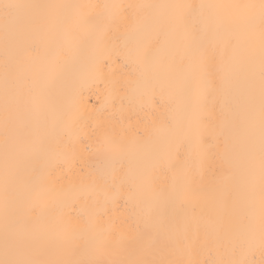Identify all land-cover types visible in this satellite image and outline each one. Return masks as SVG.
Here are the masks:
<instances>
[{
	"label": "bare ground",
	"instance_id": "bare-ground-1",
	"mask_svg": "<svg viewBox=\"0 0 264 264\" xmlns=\"http://www.w3.org/2000/svg\"><path fill=\"white\" fill-rule=\"evenodd\" d=\"M2 2L25 7L0 9V259L264 264L261 16L211 7L260 0ZM101 14L103 40L75 24Z\"/></svg>",
	"mask_w": 264,
	"mask_h": 264
},
{
	"label": "snow or ice",
	"instance_id": "snow-or-ice-1",
	"mask_svg": "<svg viewBox=\"0 0 264 264\" xmlns=\"http://www.w3.org/2000/svg\"><path fill=\"white\" fill-rule=\"evenodd\" d=\"M25 7V5L18 4V3H10V2H2L0 0V9L3 10L4 12V20L5 24L7 25L9 18L11 17L12 13L15 10H19L21 8ZM79 7V6H78ZM92 7V6H88ZM104 7H108L105 5ZM115 7H122V6H115ZM173 8L177 10V13L174 18V24L177 28H183L186 26V19L187 16H190L194 14L195 9L193 8L192 5H184V4H177L173 5ZM199 8H204L206 7L205 5H200L198 6ZM214 8H242L246 10V19L251 20L254 16V10L258 7L260 16H261V62H262V71H261V137H262V142H264V0H260V4L253 5V4H244V5H214L211 6ZM185 9H191L192 11L189 13H185ZM102 14L98 15L97 17L93 18L90 16H85V15H80L79 18L75 21V24L77 27H84V26H89L91 25L92 27V34L96 35L99 40H103L104 37L106 36L108 30L114 26L115 20H113L110 24H103L100 23L99 21L102 20ZM94 19L95 22L94 23ZM232 18L230 17H217L215 21L213 22H226ZM130 58H135V59H140V57L143 55L141 48L137 47L134 51L130 50L129 53L127 54ZM65 118L69 123H79L81 117L79 114H74L71 112L65 113ZM97 128H100V125H97ZM118 132L115 128H112L108 131L102 132L101 136L103 138V141L105 144L109 146L111 149L113 146L117 144V137H118ZM100 179L105 180L106 183H108L107 179L102 175ZM261 179H262V194H261V217H260V229H261V235H262V244H264V146H262V151H261ZM110 187L116 191L119 190L123 186V181L119 180L115 174V170H113V175L110 178ZM188 194V191L186 189H178L175 193V195L180 198L183 196H186ZM32 195L37 199V200H42L46 197V193L41 189L39 184L35 185L32 189ZM84 209L81 210V215L84 214ZM91 219L89 223L91 224ZM115 226V222H113V227ZM103 243H107V241H104ZM192 251H195L193 248ZM0 264H42V262L38 261H33V260H26V259H14V258H9L8 254L6 253V257L4 259H0ZM81 264H87V262H81ZM133 264H140V262H133ZM190 264H198L196 261H191ZM203 264H242V262L239 261H224L220 259H215V260H205L203 261Z\"/></svg>",
	"mask_w": 264,
	"mask_h": 264
}]
</instances>
